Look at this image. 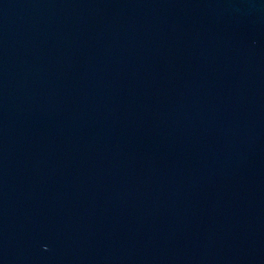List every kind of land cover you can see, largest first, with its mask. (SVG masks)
<instances>
[{
	"label": "water",
	"instance_id": "obj_1",
	"mask_svg": "<svg viewBox=\"0 0 264 264\" xmlns=\"http://www.w3.org/2000/svg\"><path fill=\"white\" fill-rule=\"evenodd\" d=\"M0 264H264V0H0Z\"/></svg>",
	"mask_w": 264,
	"mask_h": 264
}]
</instances>
